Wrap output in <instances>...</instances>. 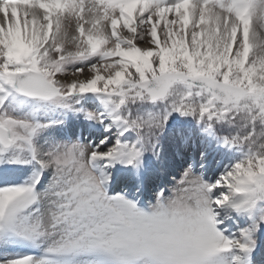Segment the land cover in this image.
Masks as SVG:
<instances>
[{"label": "snow or ice", "instance_id": "obj_1", "mask_svg": "<svg viewBox=\"0 0 264 264\" xmlns=\"http://www.w3.org/2000/svg\"><path fill=\"white\" fill-rule=\"evenodd\" d=\"M0 264H264V0H0Z\"/></svg>", "mask_w": 264, "mask_h": 264}]
</instances>
